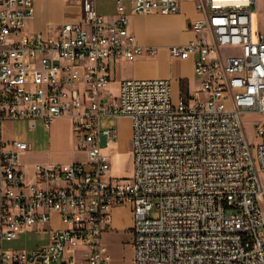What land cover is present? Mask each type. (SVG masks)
Returning a JSON list of instances; mask_svg holds the SVG:
<instances>
[{
    "label": "built area",
    "instance_id": "2783aa9c",
    "mask_svg": "<svg viewBox=\"0 0 264 264\" xmlns=\"http://www.w3.org/2000/svg\"><path fill=\"white\" fill-rule=\"evenodd\" d=\"M37 0H0V120H27L47 130L68 118L75 147L88 161L35 168L28 182L23 141L0 149V264H110L102 235L111 213L130 205L133 264H264V32L253 19L260 0H195V39L169 48L172 59L196 55L200 87L169 79H126L113 92L114 64L156 57L130 30L131 15L180 13V0H117L113 18L96 0L78 23L29 35ZM253 116V139L245 117ZM132 120V173L112 177L105 149L119 140L102 119ZM5 145L9 148L6 149ZM156 210L158 215L152 217ZM231 212V213H228ZM58 214L65 224L49 243L7 251Z\"/></svg>",
    "mask_w": 264,
    "mask_h": 264
},
{
    "label": "crops",
    "instance_id": "0c3cea01",
    "mask_svg": "<svg viewBox=\"0 0 264 264\" xmlns=\"http://www.w3.org/2000/svg\"><path fill=\"white\" fill-rule=\"evenodd\" d=\"M44 5L56 6L58 16H60L59 11L62 10L64 15H67L64 17L66 19L63 23H78L81 20V7L76 2H68L64 0H37L35 3V18L34 20L28 21L26 26V31L31 36H46L52 29V27H50V17L46 18L42 15ZM64 6L67 8L66 12L63 10ZM131 7L132 0L130 1V9L128 10L126 7L128 13H130ZM115 15L104 16L113 18ZM199 17L200 14L195 9V0H180V13L176 15H131L129 17L130 30L134 34L137 44L140 46L154 47L158 50V54L156 57H140L135 60H120L116 62L114 67L123 63L129 65L131 71L129 75L122 77L118 81L114 80L112 86L116 84L117 89L123 80L132 78L169 79L172 82V96L175 103L180 102L183 88L189 89L190 92L198 90L200 87V81L194 70L197 56L194 55L186 60L172 59L169 55V48L174 45L186 44L195 39V33L190 29L189 24L191 21H194ZM165 35L172 37L170 42L169 40L165 43L163 41L158 43L150 42V38L152 37L156 36L157 38H161ZM40 121L41 120H39V122ZM64 121L68 122V129L66 130L62 128ZM40 123V129L32 131L29 127L30 123L27 120H0V149L2 148L3 143L11 141H23L28 144V149L20 154V163L23 169L27 172L28 178L31 180H34L35 168L38 165L55 166L58 164L71 165L74 163H80L74 158L72 153H66L65 155L59 153L62 143H66V145L68 144L70 149L77 151L70 120L68 118H59L52 124L50 130H47L44 127L43 121ZM117 129L119 132V127H117ZM120 145L121 137L119 136L118 142L112 148H119ZM5 148L8 149L9 146L5 145ZM85 156L87 157L86 161H88V156ZM64 227L65 224L62 222L60 216L55 214L51 222L47 225L37 226L26 233L34 230L39 232L49 230L47 233L48 244L50 240V232ZM133 228L134 221L131 206L124 205L115 207L111 213V229L104 232L102 235V244L105 248V252L111 256L110 264H133ZM126 238H129V241L131 242L129 259H125L123 255L118 256L121 250L126 249L122 243Z\"/></svg>",
    "mask_w": 264,
    "mask_h": 264
},
{
    "label": "rangeland",
    "instance_id": "374dc122",
    "mask_svg": "<svg viewBox=\"0 0 264 264\" xmlns=\"http://www.w3.org/2000/svg\"><path fill=\"white\" fill-rule=\"evenodd\" d=\"M130 1L131 0H123L124 4L130 9ZM97 4V10L98 13L101 15H108V16H113L116 13V0H96ZM63 10L65 12L67 11V8L64 6ZM60 16H58L57 8L54 5H44L43 9V17L51 19L50 27L53 30V27L61 25L66 18L67 15H64V12L61 10L59 11ZM253 24H254V31L255 32H264V0L259 1L258 5V12L254 15L253 19ZM173 36V35H172ZM171 36L165 35L164 37L157 38L152 37L150 38L151 43H158L163 41L169 42L171 41ZM161 39V40H159ZM163 63V62H162ZM169 66V64H168ZM131 69L129 65L126 64H119L116 67H114L113 70V79L115 81H118L124 76L129 75ZM113 92L116 93V84L112 86ZM254 119L253 116H246L245 117V128L247 135L250 139H253V134H254V127L252 126L251 121ZM41 122V121H40ZM39 121L36 122V127L30 129L32 131H36L40 129V123ZM30 123V122H29ZM44 125V123H43ZM117 127H119V136L121 137V145L120 147H114V148H106L105 149V154L109 157L111 164H112V177H117V178H126L129 177L132 173V135H133V126H132V120L128 118L124 119H119L116 121L115 119H102L101 121V128L102 130H111ZM45 127V126H44ZM62 128L64 130L68 129V122L64 121L62 124ZM51 129V128H50ZM74 137L76 134L73 132ZM77 150V149H76ZM60 154H66V153H72L74 155V158L79 161V162H85L87 157L85 156L86 154L84 152L80 151H75L73 149H70L69 145L66 143H62L60 149H59ZM30 178H28V182H32ZM231 213V212H228ZM158 215V212L154 210L152 212V217H156ZM47 231L39 232V231H31L29 233H25L21 236L20 240H15V241H6L3 243V248L4 250L7 251H14V250H33L36 249L37 247L43 246L47 244L48 242V237H47ZM130 233V232H129ZM128 233V234H129ZM134 235V234H133ZM123 246H125V250H121L118 254V256H122L125 259H129L130 253H131V246H130V241L129 238H126L122 241Z\"/></svg>",
    "mask_w": 264,
    "mask_h": 264
}]
</instances>
